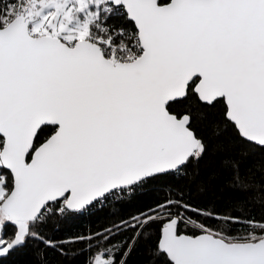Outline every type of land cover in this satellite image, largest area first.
<instances>
[{"label": "snow or ice", "instance_id": "6c2138e0", "mask_svg": "<svg viewBox=\"0 0 264 264\" xmlns=\"http://www.w3.org/2000/svg\"><path fill=\"white\" fill-rule=\"evenodd\" d=\"M0 264H264V0H0Z\"/></svg>", "mask_w": 264, "mask_h": 264}, {"label": "trees", "instance_id": "16d2710c", "mask_svg": "<svg viewBox=\"0 0 264 264\" xmlns=\"http://www.w3.org/2000/svg\"><path fill=\"white\" fill-rule=\"evenodd\" d=\"M88 226H89V221L84 220V221H81V222H80L79 228H80V229H85V228H87Z\"/></svg>", "mask_w": 264, "mask_h": 264}]
</instances>
